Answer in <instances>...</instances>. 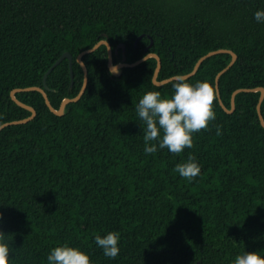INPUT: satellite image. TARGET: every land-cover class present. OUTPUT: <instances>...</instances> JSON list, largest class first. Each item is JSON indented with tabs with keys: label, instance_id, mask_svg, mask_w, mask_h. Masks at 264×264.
Listing matches in <instances>:
<instances>
[{
	"label": "trees",
	"instance_id": "16d2710c",
	"mask_svg": "<svg viewBox=\"0 0 264 264\" xmlns=\"http://www.w3.org/2000/svg\"><path fill=\"white\" fill-rule=\"evenodd\" d=\"M258 10L264 0H0V124L30 115L10 92L44 88L45 71L64 52L72 85L63 58L47 74L45 93L54 109L75 97L83 83L75 58L99 40L109 44L112 64L156 54L157 80L190 72L209 51H232L235 61L217 80L230 109L234 90L264 89ZM230 58L209 56L185 79L212 86L216 119L180 156L144 152L146 126L136 106L149 91L170 98L175 83H152L155 58L115 76L99 45L81 57L87 84L62 115L36 90L15 92L36 114L0 130V231L9 235L3 242L10 264H48L51 250L65 244L91 264H234L245 251L264 257L260 93L238 92L231 113L221 108L214 79ZM259 111L264 122V97ZM190 155L201 168L192 182L174 171ZM109 232L119 233L115 259L95 244L96 235Z\"/></svg>",
	"mask_w": 264,
	"mask_h": 264
},
{
	"label": "clouds",
	"instance_id": "9594fccd",
	"mask_svg": "<svg viewBox=\"0 0 264 264\" xmlns=\"http://www.w3.org/2000/svg\"><path fill=\"white\" fill-rule=\"evenodd\" d=\"M254 19L264 23V11H256ZM214 101V89L209 83L191 84L179 75L175 77L170 98H162L159 91L145 93L136 106L137 115L146 126L143 134L145 154L167 149L172 155L180 156L185 149H192L194 134L208 131L209 125L216 119ZM216 135H222L219 125ZM174 171L181 178L192 182L200 175L201 168L195 162V157L190 155L187 162L177 164ZM5 236L9 235L0 231V264H10V248L3 242ZM95 244L109 259L119 255V233L109 232L103 237L96 235ZM47 261L48 264H91L88 255L67 244L53 248ZM234 264H264V257L258 252L245 251L235 257Z\"/></svg>",
	"mask_w": 264,
	"mask_h": 264
},
{
	"label": "water",
	"instance_id": "95a60500",
	"mask_svg": "<svg viewBox=\"0 0 264 264\" xmlns=\"http://www.w3.org/2000/svg\"><path fill=\"white\" fill-rule=\"evenodd\" d=\"M105 45L106 47V52H107V66H108V69L109 71L113 74V75H118V69L122 68V67H133L137 64H139L140 62L144 61L145 59L149 58V57H152V58H155L156 60V64H155V68L153 70V73H152V77H151V81L154 85L156 86H160L162 84H165L169 81H172V80H175V77L178 76V75H175V76H171L169 78H165V79H162V80H157L156 77H157V73L159 71V68H160V59L159 57L156 55V54H153V53H147L146 55H144L142 58L132 62V63H125L124 61H120L119 63H116V64H112V53H111V48L109 46V44L104 41V40H99L98 42H96L92 47L88 48V49H85L83 51H81L77 56H76V62L81 66L82 70H83V83H82V86L79 90V92L76 94L75 97H72V98H64L62 99L58 109H54L48 99H47V96H46V93H45V88H46V85H45V79H46V76L47 74L63 59V58H67L68 59V64H69V73H70V86L72 85V72H71V55L69 53H62V55L56 59L49 67L48 69L45 71L44 75H43V78H42V81H43V85H44V88H40V87H25V88H17V89H14L10 92V98L20 107H23L25 109H27L28 111H30V115L26 118H23V119H20V120H13V121H10V122H5V123H2L0 124V130L6 126H9V125H17V124H22V123H26L27 121L31 120L34 118L35 116V110L31 107V106H28L20 101H18L15 96H14V93L15 92H18V91H28V90H36L38 92H40L44 98V101L46 103V105L48 106L49 110L54 113L55 115H62L63 114V111H64V107L67 103H70V102H75L77 101L81 95L83 94L84 90H85V87H86V84H87V70H86V67L85 65L82 63V60H81V57L85 54H88V53H91L93 52L99 45ZM152 45V42L150 41L149 45L145 48V50L147 48H149L150 46ZM119 47H123L122 44L118 45ZM219 53H228L231 58L229 60V62L227 63V65L221 69L216 75H215V90H216V94H217V97H218V102H219V105L221 106V108L227 112V113H231L234 109V101H233V98H234V95L238 92H241V91H246V92H255V91H259V98H258V103H257V106H256V109H257V113H258V118H259V121L261 123V125L264 127V122H263V118H262V115L259 111V103L262 101L263 97H264V89L262 87H258V88H253V89H242V88H239V89H236L232 92L231 94V99H230V109H226L225 106L222 104V102L220 101L219 99V96H218V92H217V80H218V77L220 74H222L223 72H225L232 64L233 62L235 61L236 59V55L230 51V50H227V49H216V50H212V51H209L207 52L206 54L202 55L201 57H199L194 66L192 67L191 71L184 74V75H179V76H183L184 79L190 77L191 75H193L196 71V69L198 68L199 64L204 60L206 59L207 57L209 56H212V55H215V54H219Z\"/></svg>",
	"mask_w": 264,
	"mask_h": 264
}]
</instances>
